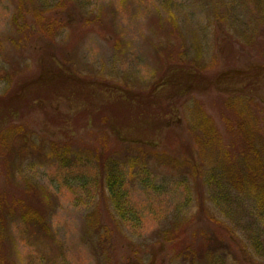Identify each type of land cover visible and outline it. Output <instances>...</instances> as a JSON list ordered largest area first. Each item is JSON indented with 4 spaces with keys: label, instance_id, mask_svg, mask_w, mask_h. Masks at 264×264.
Returning a JSON list of instances; mask_svg holds the SVG:
<instances>
[{
    "label": "rangeland",
    "instance_id": "374dc122",
    "mask_svg": "<svg viewBox=\"0 0 264 264\" xmlns=\"http://www.w3.org/2000/svg\"><path fill=\"white\" fill-rule=\"evenodd\" d=\"M37 14L62 25L42 31ZM0 68L12 75L0 80V133L23 127L0 138L2 256L15 264H264V214L256 249L212 203L203 168L216 150L196 142L203 110L225 142L241 139L225 127L227 101L240 104L216 89L219 80L264 109V0H0ZM182 69L197 77L172 101L132 105L117 93L150 98ZM6 101L12 115L1 109ZM172 103L174 129L158 131L157 115ZM247 109L264 132L263 116ZM144 128L156 147L134 142L147 137ZM113 159L123 166L130 223L105 187L102 168ZM23 204L39 209L48 233L23 235Z\"/></svg>",
    "mask_w": 264,
    "mask_h": 264
},
{
    "label": "trees",
    "instance_id": "16d2710c",
    "mask_svg": "<svg viewBox=\"0 0 264 264\" xmlns=\"http://www.w3.org/2000/svg\"><path fill=\"white\" fill-rule=\"evenodd\" d=\"M44 21V24L42 23ZM48 20V21H47ZM39 21V22H38ZM40 23V24H38ZM37 27L42 31L46 28V31H51L55 24L61 26L62 24L53 16L43 19L39 14H37ZM86 26L88 25L85 23ZM30 28L27 30V24L25 29V35L29 36V31L33 30ZM56 62V61H55ZM59 69L62 68V65L59 63ZM176 71L172 70L168 75L163 77V79L156 85L155 90L150 93V98L140 97L137 94H131L125 91H118L117 93L121 95V98L128 100L132 105L135 104H145L148 102L150 105L160 104L161 101L173 100L175 97L185 96L192 87L190 78L192 76V71L188 69H182L183 75ZM67 72V71H66ZM244 72V71H243ZM11 72H7L4 69L0 68V80L1 82L6 79H10ZM69 72L67 76H69ZM197 77V75L195 76ZM198 79V78H196ZM218 81L216 89L225 94L232 95L229 98H236L235 101L240 104V107H236L232 101H227V110L233 115L226 118L225 127L226 131L231 133H236L239 141L235 142H225L222 136L221 129L216 125L215 120L211 115L205 110H203L204 118L200 122L202 127V135L204 138L197 137L198 146L203 149L208 147L207 151L211 149L210 147L216 150L215 158H213V163L208 165L207 168V189L210 192V199L214 206L219 209L226 218L234 225L236 229L246 230L247 237L251 240L254 245V248L259 249L262 247V237L260 236L259 230V221L256 218H259L264 214V143L261 140V137H258L260 133H264L260 128H255L252 122V117L247 108L252 107L258 115H262L264 118V109L259 106L252 97L243 95L240 92V95L237 91L230 92L227 91ZM171 85L174 88V92L167 89V86ZM163 87V88H162ZM243 93L248 92L244 91ZM162 94V95H161ZM238 94L237 99L236 95ZM242 94V95H241ZM115 95V94H114ZM151 100V101H150ZM160 101V102H158ZM234 101V102H235ZM253 101V102H252ZM167 103V102H166ZM236 104V103H235ZM172 106L165 111L160 109L159 114L157 115L155 124V129L158 131L161 129L171 128L174 129V123L176 122V117L178 116V108ZM203 106V105H199ZM10 106L7 101L4 102L1 109L7 110ZM204 107V106H203ZM12 108H9L10 110ZM13 109L10 114L12 115ZM224 113V111L222 110ZM248 114L249 117L247 116ZM144 119L135 122L134 128L138 130V127L144 125ZM152 126V125H151ZM9 126L8 130L5 133H0L1 141L4 139L7 140L10 135L13 133L20 134L22 130V125ZM147 127V126H146ZM153 128V127H152ZM146 128L142 129L140 135L147 137H138L134 142L143 146V144L149 147H156L157 142H152L149 139V134ZM115 133V131H114ZM117 134V132H116ZM118 135V134H117ZM143 142V143H142ZM68 144L62 146L60 149V156L64 160H68ZM212 150V149H211ZM211 159V157H210ZM195 167V170L201 169L202 164H192ZM196 165V166H195ZM204 170V171H205ZM102 171L105 176V187L107 189L109 199L114 206V211L120 215V220L125 223H130L135 218H127L128 211L121 204V199L125 196V176L123 166L119 160H107L104 164ZM6 199L4 198L2 189L0 187V224L1 227H5L4 218H2V210L5 206ZM23 203V202H22ZM21 221L23 223L22 233L27 234L28 232L33 233H48L49 227L47 226V221L40 213L39 209L34 205L23 204L21 209ZM2 235L0 229V236ZM36 264H45V258ZM0 264H15L10 259L4 257L0 253ZM64 264H66L64 262Z\"/></svg>",
    "mask_w": 264,
    "mask_h": 264
}]
</instances>
